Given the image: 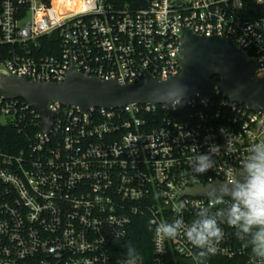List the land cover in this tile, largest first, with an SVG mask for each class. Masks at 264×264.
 I'll return each instance as SVG.
<instances>
[{"label": "built area", "instance_id": "2783aa9c", "mask_svg": "<svg viewBox=\"0 0 264 264\" xmlns=\"http://www.w3.org/2000/svg\"><path fill=\"white\" fill-rule=\"evenodd\" d=\"M184 29L230 38L254 60L253 76L264 77V0H0V73L62 82L74 65L101 80L137 83L145 73L163 80L180 72ZM217 82L211 100L188 97L176 107L82 112L50 101L48 131L23 98L0 96V132L20 134L0 148V264H121L136 227L152 264L246 256L248 245L228 225L206 257L183 232L163 239L154 231L175 219L190 224L201 207L225 208L228 198L183 193L235 182L250 146L264 141V115L229 102ZM222 127L236 135V150L221 148L212 168L194 173V154L225 144ZM244 264L260 262L250 254Z\"/></svg>", "mask_w": 264, "mask_h": 264}, {"label": "water", "instance_id": "95a60500", "mask_svg": "<svg viewBox=\"0 0 264 264\" xmlns=\"http://www.w3.org/2000/svg\"><path fill=\"white\" fill-rule=\"evenodd\" d=\"M180 49V72L163 80L148 73L137 83L101 80L83 75L71 65L62 82L25 80L0 73V96L23 98L39 111L42 119L40 128L48 131L53 119V114L47 109L50 101L76 107L82 112H88L93 107L163 104L159 101V95L178 83L186 89L183 99L199 96L211 100L215 86L212 78L217 77V86L229 102L244 104L247 109L264 115V77L253 76L254 60L238 49L230 38L217 35L207 37L184 29ZM242 175L243 171L239 170L235 181ZM225 184L228 183L216 180L202 187L188 188L183 195L214 197L220 186Z\"/></svg>", "mask_w": 264, "mask_h": 264}, {"label": "clouds", "instance_id": "9594fccd", "mask_svg": "<svg viewBox=\"0 0 264 264\" xmlns=\"http://www.w3.org/2000/svg\"><path fill=\"white\" fill-rule=\"evenodd\" d=\"M185 91V87L178 83L158 98L161 103L176 107L182 103ZM220 132L225 137V144L212 143L207 152L194 154L190 160L194 173L203 174L212 168L213 157L221 152V148L226 154L236 150V135L223 127ZM242 171V178L221 185L216 193L217 196L228 197L230 203L225 208L211 212L208 207H201L190 224L186 225L181 219L162 222L155 226L156 234L163 239H172L183 232L186 240L199 250V257H206L216 254V245L223 237L221 225H228L235 229L239 239L246 242L251 255L264 264V141L250 146ZM121 264H143V260L130 247L125 251Z\"/></svg>", "mask_w": 264, "mask_h": 264}, {"label": "trees", "instance_id": "16d2710c", "mask_svg": "<svg viewBox=\"0 0 264 264\" xmlns=\"http://www.w3.org/2000/svg\"><path fill=\"white\" fill-rule=\"evenodd\" d=\"M54 35H51L47 38H41L40 43L43 45L44 42H52L54 41ZM44 53H48L43 49ZM213 82H217L218 78L213 77ZM20 138V134L17 133L15 129H12L11 127H7L6 129L2 130L0 132V148L5 149L6 146L15 140ZM143 230L139 227L134 228L130 232L129 239L126 240L122 247L124 250H127L128 248H134L139 255L142 257L143 264H152V257L150 253V244L148 243L147 238H143ZM250 248L247 246V255L244 257H232V258H224L219 256H213L209 260L211 264H244L245 259L247 256H249Z\"/></svg>", "mask_w": 264, "mask_h": 264}, {"label": "rangeland", "instance_id": "374dc122", "mask_svg": "<svg viewBox=\"0 0 264 264\" xmlns=\"http://www.w3.org/2000/svg\"><path fill=\"white\" fill-rule=\"evenodd\" d=\"M178 261H179L180 263H182V264H189V263L186 262V260H184V259H178Z\"/></svg>", "mask_w": 264, "mask_h": 264}]
</instances>
